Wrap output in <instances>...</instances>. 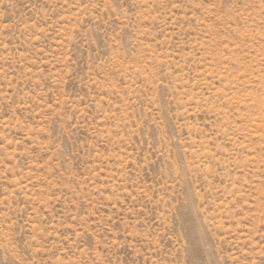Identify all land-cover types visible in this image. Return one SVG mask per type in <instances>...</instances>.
<instances>
[{"label":"rangeland","instance_id":"obj_1","mask_svg":"<svg viewBox=\"0 0 264 264\" xmlns=\"http://www.w3.org/2000/svg\"><path fill=\"white\" fill-rule=\"evenodd\" d=\"M0 264H264V0H0Z\"/></svg>","mask_w":264,"mask_h":264}]
</instances>
